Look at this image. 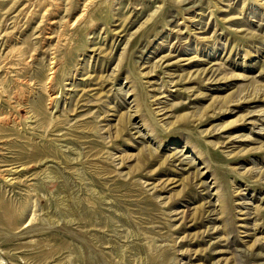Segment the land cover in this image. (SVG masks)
I'll return each instance as SVG.
<instances>
[{
	"label": "rangeland",
	"instance_id": "374dc122",
	"mask_svg": "<svg viewBox=\"0 0 264 264\" xmlns=\"http://www.w3.org/2000/svg\"><path fill=\"white\" fill-rule=\"evenodd\" d=\"M0 119V264H264V0H0Z\"/></svg>",
	"mask_w": 264,
	"mask_h": 264
},
{
	"label": "bare ground",
	"instance_id": "6f19581e",
	"mask_svg": "<svg viewBox=\"0 0 264 264\" xmlns=\"http://www.w3.org/2000/svg\"><path fill=\"white\" fill-rule=\"evenodd\" d=\"M83 9V8H82ZM85 9V8H84ZM87 11V10H86ZM84 15V14H83ZM59 40V39H58ZM52 60V59H51ZM60 63V62H59ZM58 61L56 60V58L55 57H53V61L51 62V67H50V70H51V72L49 73V76H48V79L50 80V82H51V80L53 79V78H55L54 76H55V74H56V72H57V69H58ZM22 70V69H21ZM50 82H49V84H50ZM46 83V82H45ZM23 86V85H22ZM18 94V93H17ZM19 97V96H18ZM50 98V97H49ZM51 98H52V96H51ZM50 98V99H51ZM17 100V99H16ZM13 117V116H12ZM4 118V117H3ZM5 119V118H4ZM1 120V119H0ZM7 122V121H6ZM21 169V168H20ZM4 171H9V172H6V173H8L9 175H13V173L12 172H17V170H15V171H12V169H7V170H4ZM7 174V175H8ZM0 175H4V172H3V170L2 171H0ZM1 177V176H0ZM6 177V176H5ZM10 177V176H9ZM9 179V178H8Z\"/></svg>",
	"mask_w": 264,
	"mask_h": 264
}]
</instances>
